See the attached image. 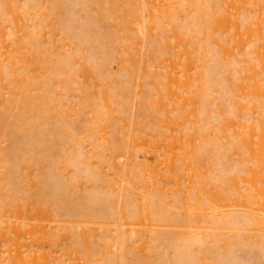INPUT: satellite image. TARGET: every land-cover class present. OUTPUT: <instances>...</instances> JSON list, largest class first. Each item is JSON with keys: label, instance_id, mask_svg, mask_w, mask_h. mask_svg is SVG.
Instances as JSON below:
<instances>
[{"label": "bare ground", "instance_id": "1", "mask_svg": "<svg viewBox=\"0 0 264 264\" xmlns=\"http://www.w3.org/2000/svg\"><path fill=\"white\" fill-rule=\"evenodd\" d=\"M0 264H264V0H0Z\"/></svg>", "mask_w": 264, "mask_h": 264}, {"label": "rangeland", "instance_id": "2", "mask_svg": "<svg viewBox=\"0 0 264 264\" xmlns=\"http://www.w3.org/2000/svg\"><path fill=\"white\" fill-rule=\"evenodd\" d=\"M95 229H96L95 227H93V228L91 229V231H92V233H93V234H96V232H97V229H96V231H95ZM86 243L88 244V243H89V241H88V240H86Z\"/></svg>", "mask_w": 264, "mask_h": 264}]
</instances>
